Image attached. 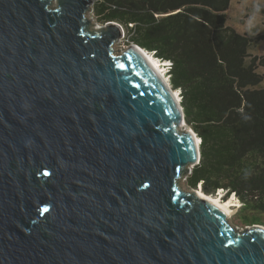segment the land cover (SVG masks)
I'll list each match as a JSON object with an SVG mask.
<instances>
[{
	"label": "water",
	"instance_id": "1",
	"mask_svg": "<svg viewBox=\"0 0 264 264\" xmlns=\"http://www.w3.org/2000/svg\"><path fill=\"white\" fill-rule=\"evenodd\" d=\"M92 6L0 0V264H264V227L183 188L200 139Z\"/></svg>",
	"mask_w": 264,
	"mask_h": 264
},
{
	"label": "trees",
	"instance_id": "2",
	"mask_svg": "<svg viewBox=\"0 0 264 264\" xmlns=\"http://www.w3.org/2000/svg\"><path fill=\"white\" fill-rule=\"evenodd\" d=\"M91 1L100 22L119 23L128 44L169 63V85L201 140L189 188L233 194L260 214L250 225L264 226V55L251 54L264 33L230 27L231 0Z\"/></svg>",
	"mask_w": 264,
	"mask_h": 264
},
{
	"label": "rangeland",
	"instance_id": "3",
	"mask_svg": "<svg viewBox=\"0 0 264 264\" xmlns=\"http://www.w3.org/2000/svg\"><path fill=\"white\" fill-rule=\"evenodd\" d=\"M230 2L231 3L229 6V10H227L228 25L230 27L235 28L236 30H238V32L248 33V34L253 35V36L257 35V34L264 33V12H259L261 10H258V7H260V6L264 10V0H231ZM91 9H92V7H91ZM88 17L91 20L90 22L92 24L97 25V26H103V25L107 24V23L104 24V22H100L99 19L93 14V10H91V12L90 11L88 12ZM125 37H126V33L124 32L123 37H121L120 40H118V42L115 44V46H114L115 50L118 49V50L124 51L125 49L128 48V46L131 43L128 44ZM146 51H148V50H146ZM115 52L118 54L120 53L118 51H115ZM251 54L252 55H258V56L264 55V41L259 42L257 44V46L251 50ZM157 60H159V59H157ZM159 61H161V60H159ZM161 62L163 64V68L161 70H163L162 72L165 76L166 81L168 82V85H169V79L166 75L167 66H166V64H164L163 61H161ZM258 72L263 73V75H264V69L260 68L258 70ZM170 89L172 90V92L174 94L176 93L179 96L178 102L180 103L181 97H180L179 91L174 90L171 87H170ZM180 129L181 130H185V129L192 130L190 125L185 121V119H184V122L181 125ZM200 142H201V140H200ZM188 175L189 174H187L183 178V188L185 190H188V191H191V190H197L198 191L199 189L201 190V186H198L197 189H190L189 188L188 182H187ZM215 195L221 201H225V200H229V199H232L234 201V203L232 204L234 206H233V208H231L234 211V213H233V215H231L230 218H228L229 223L233 227H237L240 230L245 228V227H250L251 226L250 223L254 219H257L260 215L258 212H252V211H248L247 209H242L241 205H240L241 202L233 194H231L229 197L226 198L224 196L225 192L218 190V191H216ZM258 220H262V222H264V217L261 216ZM262 227H264V226L262 225Z\"/></svg>",
	"mask_w": 264,
	"mask_h": 264
},
{
	"label": "bare ground",
	"instance_id": "4",
	"mask_svg": "<svg viewBox=\"0 0 264 264\" xmlns=\"http://www.w3.org/2000/svg\"><path fill=\"white\" fill-rule=\"evenodd\" d=\"M92 24V23H91ZM140 53L148 60V62L153 66L152 68L159 74V76L162 78V80L167 84V81L165 79V76L163 74V64L161 61L157 60L156 58L152 56V54L148 53L145 49L139 47ZM176 97V100L178 101L179 96L175 93L174 94ZM198 195L203 197V199L213 203L219 210L225 212L226 214L229 215V218L231 215H233L234 211L231 209L233 208L234 201L232 199L221 201L219 198L216 196H208L203 194V192L199 189L198 190Z\"/></svg>",
	"mask_w": 264,
	"mask_h": 264
},
{
	"label": "clouds",
	"instance_id": "5",
	"mask_svg": "<svg viewBox=\"0 0 264 264\" xmlns=\"http://www.w3.org/2000/svg\"><path fill=\"white\" fill-rule=\"evenodd\" d=\"M150 54H152V53H150ZM152 55H153V54H152ZM164 64H166V62H164ZM166 66H167V65H166ZM168 68H169V67H167V70H168Z\"/></svg>",
	"mask_w": 264,
	"mask_h": 264
},
{
	"label": "built area",
	"instance_id": "6",
	"mask_svg": "<svg viewBox=\"0 0 264 264\" xmlns=\"http://www.w3.org/2000/svg\"><path fill=\"white\" fill-rule=\"evenodd\" d=\"M167 67L169 66V63H166Z\"/></svg>",
	"mask_w": 264,
	"mask_h": 264
}]
</instances>
